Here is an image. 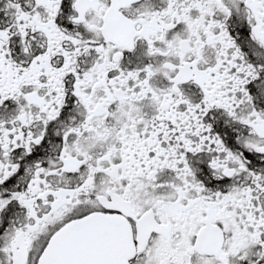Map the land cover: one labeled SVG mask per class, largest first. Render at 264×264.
<instances>
[{
  "label": "snow or ice",
  "instance_id": "obj_1",
  "mask_svg": "<svg viewBox=\"0 0 264 264\" xmlns=\"http://www.w3.org/2000/svg\"><path fill=\"white\" fill-rule=\"evenodd\" d=\"M0 264H264V0H0Z\"/></svg>",
  "mask_w": 264,
  "mask_h": 264
}]
</instances>
